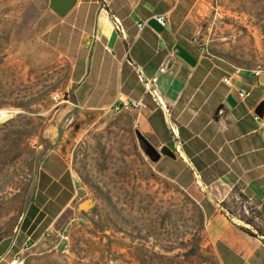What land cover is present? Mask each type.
<instances>
[{
	"label": "rangeland",
	"instance_id": "rangeland-1",
	"mask_svg": "<svg viewBox=\"0 0 264 264\" xmlns=\"http://www.w3.org/2000/svg\"><path fill=\"white\" fill-rule=\"evenodd\" d=\"M50 2L0 0V110L8 112L0 117V264L17 255L24 264H247L215 246L208 227L219 208L196 200L189 175L173 179L144 153L132 116L82 107L74 76L87 56L81 16L60 18ZM211 5L200 49L264 71V0ZM52 162L77 181L74 216L58 226L39 216L38 179ZM86 199L93 208L80 212ZM256 204L233 193L223 210L264 244Z\"/></svg>",
	"mask_w": 264,
	"mask_h": 264
},
{
	"label": "crops",
	"instance_id": "crops-1",
	"mask_svg": "<svg viewBox=\"0 0 264 264\" xmlns=\"http://www.w3.org/2000/svg\"><path fill=\"white\" fill-rule=\"evenodd\" d=\"M211 4L212 0H78L66 16H81L79 47L87 53L74 71L77 92L83 96L82 107L132 116L131 126L158 150L169 147L177 158L163 156L159 163L167 175H189L187 190L196 200L219 208L208 227L215 246L235 251L247 264H264L261 238L248 235L223 210L235 189L245 194L247 203L264 207V119L255 118L256 107L264 101V85L254 70L235 69L200 49L197 37ZM160 15L168 16L167 26L157 22ZM137 23L145 26L139 29ZM225 78H231L232 86ZM153 79L156 98L142 81ZM241 89L251 97L240 100ZM90 96L98 97L91 105ZM133 100L146 108L111 109ZM54 164L39 175V214L58 226L74 216L69 208L77 198V181L69 167Z\"/></svg>",
	"mask_w": 264,
	"mask_h": 264
},
{
	"label": "water",
	"instance_id": "water-1",
	"mask_svg": "<svg viewBox=\"0 0 264 264\" xmlns=\"http://www.w3.org/2000/svg\"><path fill=\"white\" fill-rule=\"evenodd\" d=\"M78 4V0H51L52 10L60 17L65 18ZM259 82L264 85V73L259 76ZM255 114L259 118L264 117V101L255 109ZM136 136L140 147L144 153L153 161L158 162L163 156L176 159V154L167 146L158 150L139 130H136ZM93 208V200L86 199L78 206L80 212H89Z\"/></svg>",
	"mask_w": 264,
	"mask_h": 264
},
{
	"label": "built area",
	"instance_id": "built-area-1",
	"mask_svg": "<svg viewBox=\"0 0 264 264\" xmlns=\"http://www.w3.org/2000/svg\"><path fill=\"white\" fill-rule=\"evenodd\" d=\"M155 18H156L157 22L163 27L167 26V24L169 23V19H168L167 15H160V16H157ZM137 26L139 29H143L145 24L144 23H137ZM201 49L204 53L207 52L205 48H201ZM254 73H255V76L257 78H259V76L261 74H263L264 71L254 70ZM142 81L145 83L146 88L151 90L150 93L154 96L155 95L154 93L156 92V90L152 89L151 85L155 84L157 82V79H153L152 82H150L148 80H145V81L142 80ZM224 83L227 84L228 86H232L231 78H225ZM237 96L240 100L245 101L249 97H251V92L248 90H245V89H241V90L237 91ZM154 98H156V97L154 96ZM124 108H136V109L140 108V109H142V108H146V105L142 101L133 100L130 103H126L124 105L116 104V105L111 107V109L115 112H120ZM255 118L258 121L264 119V118H259L258 116H255ZM7 264H24V260H22L21 257L17 255V256H14L10 261H8Z\"/></svg>",
	"mask_w": 264,
	"mask_h": 264
},
{
	"label": "trees",
	"instance_id": "trees-1",
	"mask_svg": "<svg viewBox=\"0 0 264 264\" xmlns=\"http://www.w3.org/2000/svg\"><path fill=\"white\" fill-rule=\"evenodd\" d=\"M234 194H237L239 197H241L245 202L247 201V197L245 196V194H243L242 192H240L238 189H235L233 191ZM227 202V201H226ZM226 202L223 203L224 208L228 209L226 206ZM41 215V213L39 214V216ZM244 222L248 223L249 225L255 227V223L253 220H244ZM241 229L243 231H245L247 234H249L250 236L253 237H257V235L255 233H253L250 229L245 228V227H241Z\"/></svg>",
	"mask_w": 264,
	"mask_h": 264
},
{
	"label": "bare ground",
	"instance_id": "bare-ground-1",
	"mask_svg": "<svg viewBox=\"0 0 264 264\" xmlns=\"http://www.w3.org/2000/svg\"><path fill=\"white\" fill-rule=\"evenodd\" d=\"M7 111H5V110H0V117H1V119H3V118H5L6 116H7Z\"/></svg>",
	"mask_w": 264,
	"mask_h": 264
}]
</instances>
